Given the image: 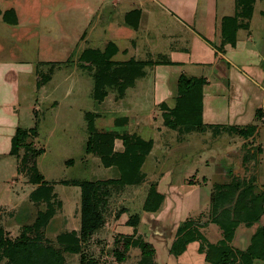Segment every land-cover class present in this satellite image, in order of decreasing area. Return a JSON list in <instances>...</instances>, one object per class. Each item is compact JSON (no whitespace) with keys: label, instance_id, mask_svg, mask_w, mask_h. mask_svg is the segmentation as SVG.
I'll return each mask as SVG.
<instances>
[{"label":"rangeland","instance_id":"rangeland-1","mask_svg":"<svg viewBox=\"0 0 264 264\" xmlns=\"http://www.w3.org/2000/svg\"><path fill=\"white\" fill-rule=\"evenodd\" d=\"M66 1L0 0L1 13L9 9L17 11L22 24L18 21L17 25L5 30L9 35L4 34L0 24V51L4 44H15L13 52L12 46L4 55L28 62L19 68L17 77L14 72L8 74V79L15 80L13 102L4 105V110L17 119L18 128L36 131V137H29L26 143H32L34 151L42 152L34 158L35 166L43 178L53 184L56 201L61 202L60 208L55 206L54 216L41 233L44 241L57 247L58 235L77 231L80 226L79 188L63 185V181H102L118 175L114 169L103 168L95 155L85 152L89 114L95 117L97 131L123 130L120 134L152 141V147L143 161L144 180L139 186L126 187L118 196L115 188H109L110 197L104 209L105 225L91 241L82 245V264H136L137 250L125 249L124 240L119 236L125 233L119 231L124 225L119 220L121 216L128 220L134 215L141 219L133 237L155 245L158 262L183 264L170 253L171 256L166 257V249L179 230L193 229L203 236V240L197 242V252L203 254L202 258L207 245L224 240L239 259L255 234L264 228V127L253 124L254 130L248 132L250 135L246 138L239 136L236 130L226 129V124L216 128L205 125L209 129L200 133H172L165 127L159 128L163 116L151 107L170 89V78L180 77L181 72L189 69L185 67L150 69L146 66L143 68L145 76L128 88L123 98L118 97L116 91H109L103 101H96L93 97L94 69L87 64L81 66L80 55L86 49L102 52L109 41H113L121 50L112 61L126 62L130 57L134 60L133 56L144 59V36L153 32L152 25L137 34L129 30L130 36L117 30L124 12L141 8L137 2L142 0H123L126 4L120 6L119 14H115V9L109 14L108 6L116 7L122 0H106L107 12L101 9L100 17H97L100 9L95 7L94 0H72L67 7ZM84 1H91L86 6L90 8L88 17L91 20L83 33L81 30L88 18L81 12ZM259 2L264 9V1ZM35 12L37 16L33 18ZM157 22L160 34L166 21ZM123 25L126 28V23ZM43 33L48 36V42L40 40ZM183 76L189 78L188 73ZM168 116L170 114H164V118ZM122 118L127 119L125 124L116 123ZM22 155L23 150L18 158L9 154L0 157V226L12 239L45 209L44 204H35L28 198L35 186L29 183L22 169ZM27 160L32 161L30 156ZM242 191L247 192L248 203L238 199L244 197ZM153 193L159 194L163 202L157 212L148 214L143 211V204ZM249 205H252L250 210L247 209ZM254 210H258L259 218H256L257 213H252ZM119 212L125 213L116 220ZM221 225L226 227L225 232ZM262 243L258 241L256 246ZM114 251L122 253L123 263L117 262ZM66 261L67 264H81L76 255H69ZM253 264L264 262L256 259Z\"/></svg>","mask_w":264,"mask_h":264},{"label":"trees","instance_id":"trees-1","mask_svg":"<svg viewBox=\"0 0 264 264\" xmlns=\"http://www.w3.org/2000/svg\"><path fill=\"white\" fill-rule=\"evenodd\" d=\"M256 1L236 0L237 12L234 17L225 18L223 22L222 42L221 46L218 47L220 51L224 52L223 45L225 44L235 47L236 32L244 26L242 22L251 17ZM15 14L13 9L6 10L3 13L0 11L2 21L11 26L17 25L18 20ZM130 15H134L137 20L139 11L133 10ZM239 19H241V23L238 22ZM223 29L228 30L230 33L225 32L224 35ZM117 50V47L109 42L102 52L86 49L79 57L81 66L86 67L84 64H87L88 67L94 69L92 75L93 97L98 102L103 101L109 91H116L118 97L123 98L125 91L130 87H134L136 80L143 77L144 62L128 60L118 63L112 61V57L116 55ZM203 84L204 79L201 78H187L183 75L179 77L175 107L170 110V116L164 118L163 124L167 129L175 133L178 131L200 133L209 129L202 122L201 89ZM87 116L89 117L87 118L89 136L85 143L86 154L95 155L103 168L114 169L118 175L113 179L102 181L62 182L63 185L70 184L79 188L78 218L80 226L77 231H66L58 235L56 237L57 247L52 246L44 241L41 233L54 216L55 206L60 208L61 202L56 201L53 184L46 181L35 166L34 158L42 152L34 151L32 143H26L29 137H36V131L16 128L11 139L9 155L18 158L21 150H23L20 164L23 166L22 169L25 170L26 175H28L29 183L35 186L28 198L35 204H44L45 209L37 213V217L31 225L23 226L14 239L7 234L4 227L0 226V263L3 261L5 264H67V257L76 255L80 257L82 264L84 262L82 245L91 241L92 237L96 236L105 225L104 209L110 197L109 188H115L118 196L126 187L139 186L144 180L141 167L145 157L151 150L152 141H143L134 135L120 134L123 130L97 131L94 126L95 117L93 118L89 114ZM126 120L122 118L116 123L125 124ZM226 129L236 130L239 136L246 138L250 135L248 132L253 131L254 127L250 126L240 130L233 127ZM29 156L32 161L27 160ZM242 192L244 197L239 196L238 199H243L248 203L249 200L246 199L247 192ZM162 202L163 198L159 194L153 193L144 201L143 211L148 214L157 212ZM251 206L249 205L246 208L250 210ZM256 206L258 207L257 203ZM258 210H254L252 213L258 215ZM123 213L125 212L117 213L115 219H119ZM259 216H256V218H259ZM140 219L141 216L134 215L133 217L130 216L125 222L126 226L132 228L133 233L119 235L124 240L123 247L127 250L130 248L137 250L139 259L136 264H158L154 246L143 239L139 240L133 237ZM253 220L254 218H252ZM221 228L225 232L226 227L221 225ZM201 240H203V236L195 229L187 232L179 230L171 243L169 253L174 257H178L185 252L188 244ZM114 241L116 242V240ZM258 241H263L261 246H256ZM113 255L117 262H124L125 258L119 251H114ZM239 259L231 252L224 240L217 244L207 245L205 260L210 264H234L237 260L242 262L240 264H253L256 259L264 262V228L255 234L249 248L239 254Z\"/></svg>","mask_w":264,"mask_h":264},{"label":"crops","instance_id":"crops-1","mask_svg":"<svg viewBox=\"0 0 264 264\" xmlns=\"http://www.w3.org/2000/svg\"><path fill=\"white\" fill-rule=\"evenodd\" d=\"M73 1L67 0L66 7ZM90 2L84 1L83 3L81 10L83 17H88L90 14L88 11L90 8H87ZM105 2L106 0L93 1L95 7L100 9L97 11L99 12L97 17H100L103 12L101 9L107 12ZM235 2L236 0H142L137 3L138 7L144 6L143 9H132L127 14L124 12L122 19H119L117 15V18L122 20L117 30L123 32L125 36H130L129 30L137 34L139 31L146 30L151 24L153 32L145 33L143 41L146 56L144 59L133 56L134 60L146 61L144 67L147 66L150 69L152 67L189 68L181 73L183 75L188 73L189 78L204 79L201 89L204 125L225 127L226 124L237 130L257 123L264 127L262 123L264 122V9H262V2L258 0L255 2L251 17L246 19L243 22L244 26L236 32L235 47L225 44L223 45L224 52L218 48L222 42L221 30L225 18L234 17L237 12ZM125 4L122 0L116 7L108 6L109 14L113 9L116 11L115 14H119L120 8ZM133 10L139 11L137 20L134 15H130ZM15 12L20 24V13ZM36 16L37 12L33 18ZM86 20L87 23L83 24L84 28L81 30L83 33L86 26L90 25L91 19L88 17ZM157 21L161 24V21H166L163 25L165 29H162L160 34ZM0 22L4 27V34L9 35L6 31L12 26L3 22L2 17H0ZM238 22L241 23V19ZM123 23H126V28ZM121 28L123 30H120ZM223 32L224 35L225 32L230 33L228 30ZM41 37V41L48 42L46 34L43 33ZM109 42L117 47V53L121 50V46L118 47L119 44ZM131 44L135 48L134 41ZM6 46L4 44V49L0 51V157L9 154L11 139L18 128L17 119L12 116L11 112L4 110V105L13 102L11 97L15 81H12L13 78L8 79L7 76L14 72V76L17 77L19 68L25 67L28 63L13 60L15 58L11 56L6 57L4 54H8L9 47L13 46L12 52L16 48L15 44H9L5 48ZM124 51L127 52V49ZM178 78L179 76L173 80L170 78V89L151 107L153 110H159L161 113L158 115L163 116V121L158 125L161 129L165 127L164 114H169L170 110L175 107L178 96ZM172 133L175 132L172 131ZM124 218L125 216H121L119 219L124 224L119 231L125 232L122 234H128V231L132 233V228L125 225L127 219ZM172 242L170 239L166 249L168 258L171 256L169 249ZM197 249V242L190 243L185 252L176 258L183 264H210L206 262L204 256L202 258L203 254H199ZM164 262L161 260L158 264H164Z\"/></svg>","mask_w":264,"mask_h":264},{"label":"water","instance_id":"water-1","mask_svg":"<svg viewBox=\"0 0 264 264\" xmlns=\"http://www.w3.org/2000/svg\"><path fill=\"white\" fill-rule=\"evenodd\" d=\"M159 1H161V0H159Z\"/></svg>","mask_w":264,"mask_h":264}]
</instances>
